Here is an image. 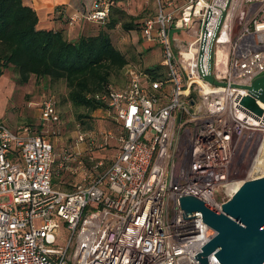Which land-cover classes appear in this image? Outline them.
I'll return each mask as SVG.
<instances>
[{"label":"built area","instance_id":"obj_1","mask_svg":"<svg viewBox=\"0 0 264 264\" xmlns=\"http://www.w3.org/2000/svg\"><path fill=\"white\" fill-rule=\"evenodd\" d=\"M113 6L93 0L83 18L105 24ZM172 6L157 0L142 28L162 48L165 78L129 66L124 86L96 95L116 122L120 150L87 183L67 190L53 181L51 138L61 129L15 131L0 119V198L8 197L0 202V264H200L195 256L217 231L200 212L185 216L180 197L222 209L234 185L264 175V113L241 104V86L264 74V0ZM210 46L220 84L205 78ZM39 111L43 124L58 123L53 95ZM97 141L85 131L75 139L77 147ZM219 250L208 264H221Z\"/></svg>","mask_w":264,"mask_h":264},{"label":"trees","instance_id":"obj_2","mask_svg":"<svg viewBox=\"0 0 264 264\" xmlns=\"http://www.w3.org/2000/svg\"><path fill=\"white\" fill-rule=\"evenodd\" d=\"M139 19L115 3L96 35L71 41L62 30L40 28L37 11L23 0H0V75L12 67L20 84H27L33 75L39 81H64L68 100L87 110L81 117H89L98 109H108L96 95L107 91L112 76L131 63L114 42L113 31L117 27L125 32L142 31ZM143 71L154 78L166 76L160 64ZM53 181L56 185L55 166Z\"/></svg>","mask_w":264,"mask_h":264},{"label":"rangeland","instance_id":"obj_3","mask_svg":"<svg viewBox=\"0 0 264 264\" xmlns=\"http://www.w3.org/2000/svg\"><path fill=\"white\" fill-rule=\"evenodd\" d=\"M123 1L128 3L130 0ZM172 1V8L176 10L188 2V0ZM136 2L137 16L140 17L139 22L142 25L145 19L156 14L157 0H136ZM114 32V42L127 53L131 63L121 73L112 76V85L117 86L124 81L127 82L129 66L144 70L162 64L163 54L159 49L160 46L154 47L146 42L141 29L131 33L117 28ZM180 37L188 38L185 32ZM0 77V117L9 125L17 126V123H24L30 118L31 126L36 131L41 123L39 103L47 95L55 97L59 119L56 124L61 128L59 135L52 136L56 151L57 187L73 189L78 184L87 183L90 177L104 170L118 154L120 144L116 138L117 126L108 109H98L89 117H81L87 110L74 106L68 100V88L64 81L51 82L49 79L39 81L33 75L27 84H20L13 68H8ZM50 129H52L50 126L46 128V130ZM80 131L94 134L98 140L97 144L90 148L85 142L77 147L75 139ZM105 134H109L106 142L102 139ZM6 201L8 197L0 198V202ZM61 235L64 239L60 243L64 245L69 235L64 223L61 226Z\"/></svg>","mask_w":264,"mask_h":264},{"label":"water","instance_id":"obj_4","mask_svg":"<svg viewBox=\"0 0 264 264\" xmlns=\"http://www.w3.org/2000/svg\"><path fill=\"white\" fill-rule=\"evenodd\" d=\"M211 70L212 46L205 78L220 84ZM241 87L248 90L241 101L242 106L261 116L264 113V74L250 85ZM261 173L264 174V170ZM180 204L185 216L195 215L194 218L200 216V212L203 221L217 231L195 256L200 264H208V255L217 249L220 250L215 256L221 264H264V175L243 182L222 204V209L193 195L180 197Z\"/></svg>","mask_w":264,"mask_h":264},{"label":"crops","instance_id":"obj_5","mask_svg":"<svg viewBox=\"0 0 264 264\" xmlns=\"http://www.w3.org/2000/svg\"><path fill=\"white\" fill-rule=\"evenodd\" d=\"M23 1L25 4L33 7L37 11L40 28L62 30L66 34L67 38L71 41H77L79 37H81L82 35L84 36L96 35L101 28L100 24L92 23L86 20L85 18H83V15L88 13V11L91 9L93 0H23ZM114 1L118 6L121 7L123 6L122 8H124L128 14L137 16L138 10H137L136 0H130L128 1V3L124 2L123 0H114ZM71 17H74L75 19L71 20ZM134 31L136 30H132L130 32L133 33ZM112 35L113 36L115 35L114 31ZM150 45L154 47L160 46L152 43H150ZM159 49L162 51L161 46ZM9 68L12 69V67ZM7 69L8 68L4 69L3 73H5ZM124 85H125V81L117 86L121 87ZM0 119L3 120L11 129L15 131L20 130L24 126H29L31 130L36 133L45 131L46 128L49 126L52 129L59 128L56 123L47 125V124H43L42 121L40 120L41 123L38 126V129L34 131L33 127L31 126L32 122H30L31 121L30 118L28 119V121L24 123H17V126L13 124L9 125L6 122V120H4L2 117H0ZM51 139L53 140V138ZM53 142L55 141L53 140Z\"/></svg>","mask_w":264,"mask_h":264},{"label":"bare ground","instance_id":"obj_6","mask_svg":"<svg viewBox=\"0 0 264 264\" xmlns=\"http://www.w3.org/2000/svg\"><path fill=\"white\" fill-rule=\"evenodd\" d=\"M262 164L259 166L260 170H264V163H262ZM240 183H241V181L238 184L233 186V191L237 190V188L240 186Z\"/></svg>","mask_w":264,"mask_h":264}]
</instances>
